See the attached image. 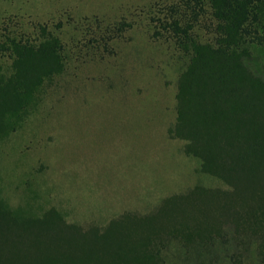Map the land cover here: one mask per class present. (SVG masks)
Segmentation results:
<instances>
[{"label": "trees", "instance_id": "trees-1", "mask_svg": "<svg viewBox=\"0 0 264 264\" xmlns=\"http://www.w3.org/2000/svg\"><path fill=\"white\" fill-rule=\"evenodd\" d=\"M172 14L166 28L183 61L167 132L220 185L197 183L150 211L86 226L54 206L14 210L0 195V264H170L171 245L196 264H264V78L247 63L264 46V0H183ZM0 49L10 59L9 69L0 64L4 140L40 105L65 58L46 27Z\"/></svg>", "mask_w": 264, "mask_h": 264}, {"label": "rangeland", "instance_id": "rangeland-1", "mask_svg": "<svg viewBox=\"0 0 264 264\" xmlns=\"http://www.w3.org/2000/svg\"><path fill=\"white\" fill-rule=\"evenodd\" d=\"M181 2L0 0V43L46 27L65 58L40 105L0 140V195L11 208L54 206L86 226L150 211L197 183L220 185L167 132L183 60L166 27ZM247 63L264 78V46ZM0 64L9 69L1 49ZM168 262L196 264L175 245Z\"/></svg>", "mask_w": 264, "mask_h": 264}]
</instances>
